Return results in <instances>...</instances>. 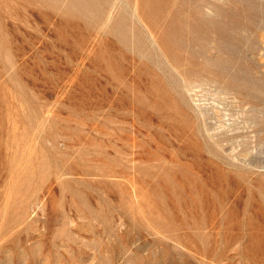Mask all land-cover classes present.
<instances>
[{
  "label": "rangeland",
  "instance_id": "374dc122",
  "mask_svg": "<svg viewBox=\"0 0 264 264\" xmlns=\"http://www.w3.org/2000/svg\"><path fill=\"white\" fill-rule=\"evenodd\" d=\"M0 41V264H264V0H0Z\"/></svg>",
  "mask_w": 264,
  "mask_h": 264
},
{
  "label": "bare ground",
  "instance_id": "6f19581e",
  "mask_svg": "<svg viewBox=\"0 0 264 264\" xmlns=\"http://www.w3.org/2000/svg\"><path fill=\"white\" fill-rule=\"evenodd\" d=\"M3 46V42L0 41V47ZM19 46V45H18Z\"/></svg>",
  "mask_w": 264,
  "mask_h": 264
}]
</instances>
